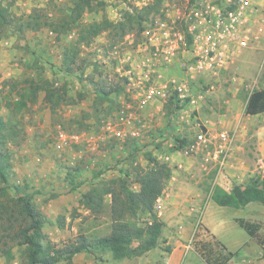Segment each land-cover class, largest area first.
<instances>
[{
  "label": "rangeland",
  "instance_id": "obj_1",
  "mask_svg": "<svg viewBox=\"0 0 264 264\" xmlns=\"http://www.w3.org/2000/svg\"><path fill=\"white\" fill-rule=\"evenodd\" d=\"M74 1L0 0V117L6 128L0 133V152L9 155L11 183L29 186L35 193V204L48 220L44 229L47 242L60 248L81 235L88 239L109 235L110 199L104 212L94 215L81 205L82 196L99 181L120 178L128 179L138 190L137 174L150 166L152 156L182 179L176 203L167 207L163 200L162 208L157 209L167 225L160 248L121 263L106 253L97 254L104 263L83 253L75 263L205 264L204 256L223 259L225 246L236 253L228 264H264V249L236 222L242 218L261 224L259 236L264 239V205L251 204L240 210L219 207L211 199V190L219 186L218 171L204 165L202 156L180 155L175 149L176 138L191 141L198 126H208L214 133L227 130L235 135L223 169L231 190L264 176V157L258 149L264 117L253 114L251 101L253 93L264 90V10L253 19L249 47L218 74L191 83L195 103L185 104L170 117L160 105L141 111V137L135 144L133 139L119 140L107 132V123L115 120L130 96L119 69L126 70L128 60L140 63L144 32L158 18L169 10L172 17L179 13L184 20L205 0L194 4L191 0H165L153 10L142 33L135 23L130 26L133 32L128 29L126 34L108 29L91 44L81 46L77 62L85 69L69 75L62 71L63 53L78 42L81 28L93 24L108 28L107 22L129 26V15L157 0H93L80 24L64 29V22L71 21ZM36 23L41 24L40 29ZM176 26L187 34L184 21ZM181 64L158 65L157 75L162 82L178 79L183 75ZM98 85L108 90L122 86L125 91L108 100L98 95ZM20 102L27 107H20ZM132 107L138 109L135 104ZM170 188L171 182L166 191ZM142 221L136 220L138 224ZM168 248L171 252L165 251ZM13 254L11 260L1 257L0 264H21L22 251L15 248Z\"/></svg>",
  "mask_w": 264,
  "mask_h": 264
},
{
  "label": "trees",
  "instance_id": "obj_2",
  "mask_svg": "<svg viewBox=\"0 0 264 264\" xmlns=\"http://www.w3.org/2000/svg\"><path fill=\"white\" fill-rule=\"evenodd\" d=\"M93 0H75L71 9V21L64 22V29L72 25L78 26L86 10L92 9ZM165 0H157L156 4L137 11V14L129 15V26L121 24L114 26L106 23L108 28L100 24H93L81 28L77 43L65 49L62 59V71L69 75L82 72L84 66H78L80 48L83 44L89 45L101 33L113 28L123 34L133 32L132 24L138 28L139 33L144 31V23ZM197 0H191L194 4ZM156 6H158L156 8ZM33 29H40L41 24L36 23ZM58 32V30H56ZM86 64V61H84ZM125 83H127L125 81ZM192 86V85H191ZM99 96L109 100L112 94L117 96L125 87L116 86L105 89L97 86ZM33 95H37L34 91ZM253 114H264V90L257 91L251 96ZM190 100L179 99L178 93H173L168 99L165 109L169 117L174 111L180 110ZM20 107H27L26 102H20ZM205 129V128H203ZM5 122L0 117V133L3 135ZM5 138V136L3 137ZM136 144V139L133 141ZM190 141L176 138L177 151L183 150ZM149 167L138 172L136 184L138 190L133 188L126 178L109 181H99L92 185L81 199V205L94 215L104 212L107 199L111 205V233L105 237L88 239L81 235L63 247L56 248L47 242L44 229L47 224L46 215L35 204V193L26 185L11 183V167L9 155L0 152V258L13 259V250L22 251L23 261L21 264H77L75 258L83 253L93 255L100 262H106L98 253H106L116 263L125 260H134L147 255L160 248L166 223L161 219L157 211V203L163 198L168 184L173 179V169L158 160L149 157ZM124 177H130L124 175ZM38 193V192H37ZM211 199L219 206L231 209H243L251 204L264 205V176L252 178L245 186L235 185L231 191H226L220 186L211 190ZM144 219L140 224L136 220ZM239 227L247 232L257 244L264 249V239L259 236L263 226L246 219H236ZM223 259H213L212 256H204L207 264H228L234 259L236 253L227 251ZM171 252L170 249L165 250ZM252 264V263H247Z\"/></svg>",
  "mask_w": 264,
  "mask_h": 264
},
{
  "label": "built area",
  "instance_id": "obj_3",
  "mask_svg": "<svg viewBox=\"0 0 264 264\" xmlns=\"http://www.w3.org/2000/svg\"><path fill=\"white\" fill-rule=\"evenodd\" d=\"M263 10L264 0H205L198 9L190 10L184 20L179 13L172 17L169 10L163 18H158L155 26L144 32L140 63L132 64L128 60L126 70L119 69L130 96L128 101H123L124 108L115 120L106 125L110 136L119 140L140 138L141 111L152 105H160L162 110L174 92L179 99L195 103L191 83L218 74L237 53L249 47L253 19ZM182 21L187 34L176 26ZM181 61L182 77L162 82L157 66ZM132 104L138 109H133ZM198 128L194 138L178 154L202 156L204 165L218 171L216 183L231 191L223 169L235 144V135L227 130L214 133L208 126ZM162 202L163 198L158 201L157 209L162 208Z\"/></svg>",
  "mask_w": 264,
  "mask_h": 264
},
{
  "label": "crops",
  "instance_id": "obj_4",
  "mask_svg": "<svg viewBox=\"0 0 264 264\" xmlns=\"http://www.w3.org/2000/svg\"><path fill=\"white\" fill-rule=\"evenodd\" d=\"M258 116L264 117V114H260ZM258 149L261 151V155H263L264 157V127L260 130V142H259ZM262 164L264 165V158H263ZM181 180L182 179L180 178V176H177V177L175 175L173 176V179L171 180V188L169 189L168 192L166 191L163 196L164 197L163 200L166 202L167 207H169L172 204L174 205V203H176V197H177V194H179L177 192L178 183L180 184ZM248 263L254 264L253 262H248ZM205 264H207L206 261H205Z\"/></svg>",
  "mask_w": 264,
  "mask_h": 264
}]
</instances>
